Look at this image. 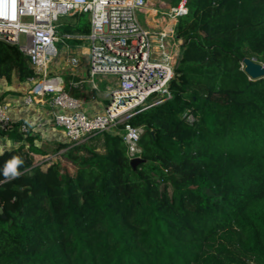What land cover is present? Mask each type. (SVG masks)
Returning a JSON list of instances; mask_svg holds the SVG:
<instances>
[{"label":"trees","instance_id":"obj_1","mask_svg":"<svg viewBox=\"0 0 264 264\" xmlns=\"http://www.w3.org/2000/svg\"><path fill=\"white\" fill-rule=\"evenodd\" d=\"M186 5L168 23L181 38L172 96L126 119L143 126V161L110 130L40 146L28 135L0 152V264H264V77L242 65L264 59V0ZM74 16L59 31L88 33V14ZM34 75L0 41V77ZM36 153L59 156L45 166ZM13 157L20 175L5 178Z\"/></svg>","mask_w":264,"mask_h":264},{"label":"built area","instance_id":"obj_2","mask_svg":"<svg viewBox=\"0 0 264 264\" xmlns=\"http://www.w3.org/2000/svg\"><path fill=\"white\" fill-rule=\"evenodd\" d=\"M148 5L149 0H0V41L18 45L36 71L25 79L34 82L25 101L34 102L38 94L49 98L55 106L53 120L64 129V141H83L98 132L117 131L127 143L129 157L142 156L139 139L143 126L126 119L138 107L172 96L170 83L181 38L168 23L169 18L187 11L186 0H181L170 6L161 22L151 24ZM83 12L91 23L88 33H60L62 16ZM72 37L90 40L87 52H75L69 44L64 48L71 51L67 59L74 65L81 63L83 53L88 55L91 89H99L96 75L115 76L108 85L109 101L100 111L83 110L81 98L65 89L63 78L49 74V65L60 54L56 41ZM55 77L61 78L59 84L46 83ZM186 115L189 122L195 120L192 113ZM119 123L124 124L119 127ZM12 130L24 138L30 133L28 123L14 118L10 102L0 99V152L17 146L9 134ZM58 156L48 153L38 161L48 165Z\"/></svg>","mask_w":264,"mask_h":264},{"label":"crops","instance_id":"obj_3","mask_svg":"<svg viewBox=\"0 0 264 264\" xmlns=\"http://www.w3.org/2000/svg\"><path fill=\"white\" fill-rule=\"evenodd\" d=\"M78 50L87 52L88 47L85 45L84 49L74 48L75 52ZM82 55H84V53ZM85 57L86 58L83 59L84 62L77 65L72 64L67 57L65 60L63 59L64 61L60 58L52 62L48 69L50 71L53 70V75L62 77L65 85L69 82L72 85H75L78 82L75 86H84L88 95L78 96V98H81L82 100V109L87 112H96L104 109L109 101V90L108 88H105L106 90L102 89L101 86H99V89H91V83L87 71L88 56L85 54ZM60 82L61 78L59 77L46 81L47 84H52L54 86ZM33 85L34 82L20 80L16 77L10 81L0 78V99H5L10 102L12 106V114L17 122H26L29 124V135L33 137L34 142L37 145L40 146L43 142L52 143L54 141H64V129L62 126L55 124L53 120L55 106L51 104L49 98L47 96L41 97L38 94L35 95L36 100L34 102L27 103L25 101V96L30 93ZM13 137L16 139L17 146L22 143H27V138H24L19 132L17 136ZM42 155L44 154L36 153L35 157L37 159L38 156Z\"/></svg>","mask_w":264,"mask_h":264},{"label":"rangeland","instance_id":"obj_4","mask_svg":"<svg viewBox=\"0 0 264 264\" xmlns=\"http://www.w3.org/2000/svg\"><path fill=\"white\" fill-rule=\"evenodd\" d=\"M170 6H171V4L167 0H149L147 18L149 20H151L150 23L151 24H156L157 22H161L162 19H163V16L167 15V12L170 10ZM159 18H160V20H159ZM143 19L144 18L142 16V20ZM73 20H75V16L74 15H66V16H62L61 17L60 22L63 23V22H66V21H73ZM60 27H61V29H63L62 25H60ZM67 44H69V48L70 49H73V48L84 49L85 45L87 47L90 45V40L89 39L78 40V41L72 43L71 42V38H64V40L59 39L58 41H56V45L58 46V48L60 50V54H59L58 57L55 58V61L60 59V58L62 59V61H64L65 58L67 57L66 54L69 55L71 53L70 50L67 51V49L64 48ZM85 54L81 55V62H84L83 59L86 58ZM256 60L260 61V62H264V59H259V60L256 59ZM49 74L53 75L54 74L53 70H51V71L49 70ZM114 78H115V76L111 75V74L110 75H106V76H104V75H96L95 76L96 82L99 84V86H101L102 89L108 88V85L111 83V80L114 79ZM39 157L40 156L37 157V160L40 159ZM44 165L46 166L47 164H44ZM70 168L73 170L74 166L70 165Z\"/></svg>","mask_w":264,"mask_h":264},{"label":"water","instance_id":"obj_5","mask_svg":"<svg viewBox=\"0 0 264 264\" xmlns=\"http://www.w3.org/2000/svg\"><path fill=\"white\" fill-rule=\"evenodd\" d=\"M243 69L251 78L264 77V64L257 61L254 57L245 56L242 60ZM117 90V88H114ZM142 156H137L131 159V164L136 166L139 162L143 161ZM0 212H3V207L0 206ZM6 216V214H4Z\"/></svg>","mask_w":264,"mask_h":264},{"label":"clouds","instance_id":"obj_6","mask_svg":"<svg viewBox=\"0 0 264 264\" xmlns=\"http://www.w3.org/2000/svg\"><path fill=\"white\" fill-rule=\"evenodd\" d=\"M22 163L23 161L20 157H13L11 160H9L3 168V175L5 176V178L18 177L20 175V172L18 169Z\"/></svg>","mask_w":264,"mask_h":264}]
</instances>
